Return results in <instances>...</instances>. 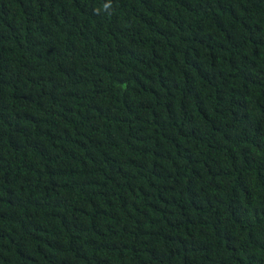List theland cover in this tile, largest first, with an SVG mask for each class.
<instances>
[{"label": "trees", "instance_id": "obj_1", "mask_svg": "<svg viewBox=\"0 0 264 264\" xmlns=\"http://www.w3.org/2000/svg\"><path fill=\"white\" fill-rule=\"evenodd\" d=\"M0 264H264V0H0Z\"/></svg>", "mask_w": 264, "mask_h": 264}]
</instances>
